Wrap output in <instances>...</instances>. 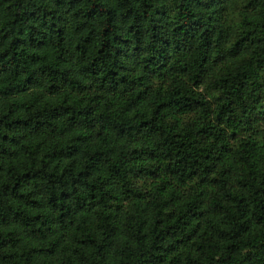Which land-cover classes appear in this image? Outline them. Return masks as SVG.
I'll return each mask as SVG.
<instances>
[{"label": "trees", "instance_id": "16d2710c", "mask_svg": "<svg viewBox=\"0 0 264 264\" xmlns=\"http://www.w3.org/2000/svg\"><path fill=\"white\" fill-rule=\"evenodd\" d=\"M0 264H264V0H0Z\"/></svg>", "mask_w": 264, "mask_h": 264}]
</instances>
